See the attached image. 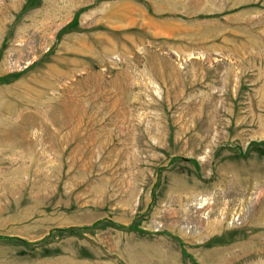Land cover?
<instances>
[{"label":"rangeland","instance_id":"1","mask_svg":"<svg viewBox=\"0 0 264 264\" xmlns=\"http://www.w3.org/2000/svg\"><path fill=\"white\" fill-rule=\"evenodd\" d=\"M0 264H264V0H0Z\"/></svg>","mask_w":264,"mask_h":264},{"label":"trees","instance_id":"2","mask_svg":"<svg viewBox=\"0 0 264 264\" xmlns=\"http://www.w3.org/2000/svg\"><path fill=\"white\" fill-rule=\"evenodd\" d=\"M132 227H134V226H132ZM138 229V228H137Z\"/></svg>","mask_w":264,"mask_h":264}]
</instances>
